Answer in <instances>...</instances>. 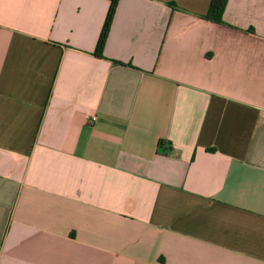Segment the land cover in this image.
Listing matches in <instances>:
<instances>
[{
  "label": "crops",
  "instance_id": "0c3cea01",
  "mask_svg": "<svg viewBox=\"0 0 264 264\" xmlns=\"http://www.w3.org/2000/svg\"><path fill=\"white\" fill-rule=\"evenodd\" d=\"M210 4L98 57L109 0H0V264H264V0Z\"/></svg>",
  "mask_w": 264,
  "mask_h": 264
},
{
  "label": "trees",
  "instance_id": "16d2710c",
  "mask_svg": "<svg viewBox=\"0 0 264 264\" xmlns=\"http://www.w3.org/2000/svg\"><path fill=\"white\" fill-rule=\"evenodd\" d=\"M109 2H110V6L107 13V17L96 46L95 55L98 57L103 56L105 44L107 42L109 32L119 4V0H109ZM226 6H227V0H211L209 11L205 15V17L216 24L219 25L226 24L223 19ZM160 144L163 145L162 142Z\"/></svg>",
  "mask_w": 264,
  "mask_h": 264
},
{
  "label": "built area",
  "instance_id": "2783aa9c",
  "mask_svg": "<svg viewBox=\"0 0 264 264\" xmlns=\"http://www.w3.org/2000/svg\"><path fill=\"white\" fill-rule=\"evenodd\" d=\"M97 120V116H93V117H91V121L92 122H95Z\"/></svg>",
  "mask_w": 264,
  "mask_h": 264
}]
</instances>
